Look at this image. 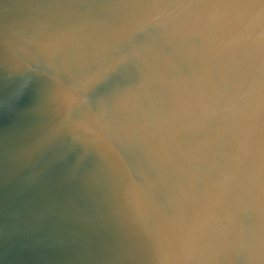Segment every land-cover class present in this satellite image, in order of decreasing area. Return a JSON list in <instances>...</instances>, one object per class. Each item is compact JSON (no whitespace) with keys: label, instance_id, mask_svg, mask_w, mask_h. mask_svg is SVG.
<instances>
[{"label":"water","instance_id":"1","mask_svg":"<svg viewBox=\"0 0 264 264\" xmlns=\"http://www.w3.org/2000/svg\"><path fill=\"white\" fill-rule=\"evenodd\" d=\"M0 264H264V0H0Z\"/></svg>","mask_w":264,"mask_h":264}]
</instances>
